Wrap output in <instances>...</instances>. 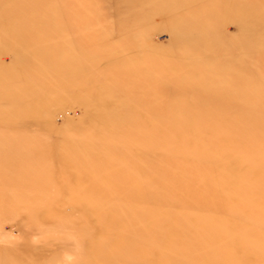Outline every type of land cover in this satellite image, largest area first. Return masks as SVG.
Here are the masks:
<instances>
[{
	"label": "rangeland",
	"instance_id": "obj_1",
	"mask_svg": "<svg viewBox=\"0 0 264 264\" xmlns=\"http://www.w3.org/2000/svg\"><path fill=\"white\" fill-rule=\"evenodd\" d=\"M0 264H264V0H0Z\"/></svg>",
	"mask_w": 264,
	"mask_h": 264
}]
</instances>
